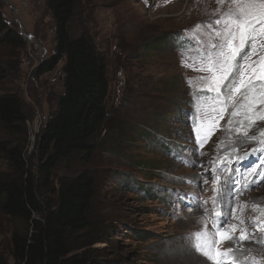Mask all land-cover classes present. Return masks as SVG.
<instances>
[{
	"label": "rangeland",
	"instance_id": "obj_1",
	"mask_svg": "<svg viewBox=\"0 0 264 264\" xmlns=\"http://www.w3.org/2000/svg\"><path fill=\"white\" fill-rule=\"evenodd\" d=\"M228 6V0H79L71 30L78 36L85 24L106 58L108 116L94 139L91 163L77 157L61 163L54 182L84 170L96 177L91 215L107 239L92 247L99 264H214L195 249L194 234L202 231L219 251L233 249L222 264H264V232L252 224L253 218L264 222V119L256 118L264 115V103L232 116L243 102L241 88L226 110L215 105L213 111L207 101L215 96L207 91L211 74L192 70L202 66L201 59L185 61L174 40L149 47L172 32L207 53L215 51L209 47L210 41L219 42L213 29L194 26L215 21ZM0 7L25 45L0 47V95L21 98L28 116L27 156L37 165V141L64 92V62L51 73H37L55 55L54 19L46 0H0ZM261 57L264 40L257 41L248 64ZM255 68L258 80L259 63ZM201 91L209 96H200ZM197 125L208 136L203 146ZM7 139L0 126V142ZM0 225L6 232V221L0 218ZM217 225L233 238L215 236ZM243 228L254 233L250 240L239 241ZM8 241L7 235L0 238L5 257Z\"/></svg>",
	"mask_w": 264,
	"mask_h": 264
},
{
	"label": "trees",
	"instance_id": "obj_2",
	"mask_svg": "<svg viewBox=\"0 0 264 264\" xmlns=\"http://www.w3.org/2000/svg\"><path fill=\"white\" fill-rule=\"evenodd\" d=\"M46 1L55 24V55L42 62L37 73H51L64 62V92L37 141V165L27 156L28 116L21 98L15 93L0 95V126L9 134L0 142L5 163L0 171V218L8 225L6 232L0 225V238H9L7 256L0 254V264H99L92 247L107 239L91 215L97 179L84 170L55 184L54 174L61 163L75 157L85 165L93 160L94 139L108 116V64L85 24L78 36L71 30L79 0ZM189 39L167 32L149 47L174 40L185 61L207 55L197 42L187 44ZM24 46L0 7V47ZM199 95L209 96L205 91Z\"/></svg>",
	"mask_w": 264,
	"mask_h": 264
},
{
	"label": "snow or ice",
	"instance_id": "obj_3",
	"mask_svg": "<svg viewBox=\"0 0 264 264\" xmlns=\"http://www.w3.org/2000/svg\"><path fill=\"white\" fill-rule=\"evenodd\" d=\"M218 3H224V0H218ZM228 4L227 10L215 21L206 26L199 24L194 26V30L203 27L213 29L219 42H209V47L215 51H209L206 56L201 55L202 66L199 68L193 67L192 70L211 74L207 91L214 92L215 96L207 97V101L213 105V111L216 110L215 105H220V111L226 110L228 102L233 99L234 94L240 92L241 88L244 89V92L241 93L243 102L232 112V116H236L241 109H247L250 112L253 105L264 103V57H261L259 61L248 64L249 59L256 55L257 41L264 40V0H228ZM221 25L222 27H220ZM245 47H247V51H244ZM241 53L243 54L241 55ZM189 59L195 60L196 58L190 57ZM257 63L260 65L259 71L261 73L258 80L255 77V65ZM185 66L192 67L187 64ZM201 79H204V77H201ZM189 83L191 84V81ZM257 88H259V91H257ZM200 107L198 105V110ZM256 118L264 119V115ZM229 123L231 124V121ZM201 130V125H197V139L203 146L208 136H202ZM241 130L242 128L237 129L238 132ZM244 131L247 135V130ZM260 135L264 136V132H261ZM261 143H264V140ZM255 182V180H252L250 183ZM242 207H246V205ZM254 207L257 206L254 205ZM262 215H264V211H262ZM243 222L241 221V223ZM252 224L257 231L264 232V222L253 218ZM216 227L215 236H221L223 239L233 238L231 235L220 232L219 229L222 225ZM232 228L233 231L237 230L236 226H232ZM239 230L241 232L239 241L250 240L254 235V233H247L246 228ZM194 238L196 251L208 260L214 261V264H222V258L233 253L232 248L219 251L215 239L210 238L207 231L195 233Z\"/></svg>",
	"mask_w": 264,
	"mask_h": 264
}]
</instances>
